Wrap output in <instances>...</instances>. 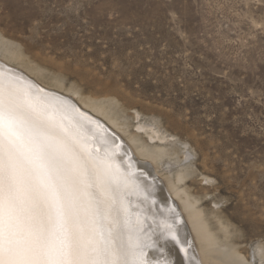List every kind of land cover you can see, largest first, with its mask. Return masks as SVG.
Here are the masks:
<instances>
[{"label": "rangeland", "instance_id": "obj_1", "mask_svg": "<svg viewBox=\"0 0 264 264\" xmlns=\"http://www.w3.org/2000/svg\"><path fill=\"white\" fill-rule=\"evenodd\" d=\"M0 33L158 130L169 175L264 264V0H0Z\"/></svg>", "mask_w": 264, "mask_h": 264}, {"label": "bare ground", "instance_id": "obj_2", "mask_svg": "<svg viewBox=\"0 0 264 264\" xmlns=\"http://www.w3.org/2000/svg\"><path fill=\"white\" fill-rule=\"evenodd\" d=\"M0 79L21 88L76 152L109 170L119 213L111 216L118 218L124 241L131 238L143 252L141 261L131 264H249L229 244L228 228L217 216H208L199 207V198L183 187L186 175H169L170 166L164 163L179 161L178 151L159 145L164 138L152 125L131 124L116 97L84 93L75 83L67 85L62 76L34 63L1 33ZM35 84L66 99L43 93ZM72 102L95 120L77 112ZM133 118L138 120V113ZM104 226L116 227L111 219Z\"/></svg>", "mask_w": 264, "mask_h": 264}, {"label": "snow or ice", "instance_id": "obj_3", "mask_svg": "<svg viewBox=\"0 0 264 264\" xmlns=\"http://www.w3.org/2000/svg\"><path fill=\"white\" fill-rule=\"evenodd\" d=\"M107 168L81 156L0 79V264H131ZM95 189V191L93 190ZM111 219L116 227H105Z\"/></svg>", "mask_w": 264, "mask_h": 264}, {"label": "water", "instance_id": "obj_4", "mask_svg": "<svg viewBox=\"0 0 264 264\" xmlns=\"http://www.w3.org/2000/svg\"><path fill=\"white\" fill-rule=\"evenodd\" d=\"M35 86H36V88H37L38 90H40V91L43 92V93L52 94V95H55V96H57V97H59V98H65V99H66V97H64L63 95H60V94L55 93V92L47 91V90L41 88L38 84H37V85L35 84ZM72 104H73V107L75 108V110H76L77 112H80L81 114L85 115L86 117H88V118L91 119V120H95V118H94L93 116L89 115L88 113H85L84 111H81V109H80L75 103L72 102ZM96 121H97L99 124H101V126H102L103 128H105V130H106L107 133H109V134H113V133L110 132V130H109L104 124H102L101 121H99V120H97V119H96ZM106 128H107V129H106ZM113 135H114V134H113ZM113 135H112V137L114 138ZM116 138H117V137H116Z\"/></svg>", "mask_w": 264, "mask_h": 264}]
</instances>
